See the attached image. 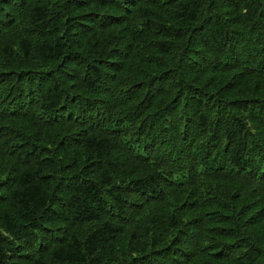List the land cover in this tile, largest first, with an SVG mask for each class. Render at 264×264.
<instances>
[{"label":"trees","instance_id":"16d2710c","mask_svg":"<svg viewBox=\"0 0 264 264\" xmlns=\"http://www.w3.org/2000/svg\"><path fill=\"white\" fill-rule=\"evenodd\" d=\"M0 264H264V0H0Z\"/></svg>","mask_w":264,"mask_h":264},{"label":"bare ground","instance_id":"6f19581e","mask_svg":"<svg viewBox=\"0 0 264 264\" xmlns=\"http://www.w3.org/2000/svg\"><path fill=\"white\" fill-rule=\"evenodd\" d=\"M247 3V2H246ZM247 7V6H246ZM174 13V12H173ZM138 40V39H137ZM186 80V79H185ZM104 90V89H103ZM169 115V114H168ZM241 200V199H240ZM165 229V228H164ZM165 231V230H164ZM149 255V254H148ZM158 257V256H157Z\"/></svg>","mask_w":264,"mask_h":264}]
</instances>
